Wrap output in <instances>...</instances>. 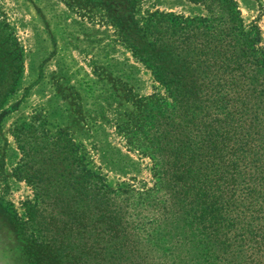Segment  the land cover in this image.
Listing matches in <instances>:
<instances>
[{"label":"trees","instance_id":"16d2710c","mask_svg":"<svg viewBox=\"0 0 264 264\" xmlns=\"http://www.w3.org/2000/svg\"><path fill=\"white\" fill-rule=\"evenodd\" d=\"M95 1L113 10L121 42L169 96L167 105L149 104L130 141L154 160L156 182L141 192L112 189L85 167L79 178L60 180L52 164L42 170L23 162L34 192L24 218L13 221L23 260L264 264L258 28H245L233 0H190L204 16L153 12L143 20L132 13L134 0ZM5 48L6 74L14 75L21 57L11 36ZM151 191L156 194L148 197Z\"/></svg>","mask_w":264,"mask_h":264},{"label":"rangeland","instance_id":"374dc122","mask_svg":"<svg viewBox=\"0 0 264 264\" xmlns=\"http://www.w3.org/2000/svg\"><path fill=\"white\" fill-rule=\"evenodd\" d=\"M233 1L264 50V0ZM132 8L138 20L205 15L190 0H134ZM112 11L95 0H0V264H33L23 260L13 225L34 198L23 162L52 164L60 180L85 167L112 189L141 192L156 182L154 160L130 141L149 104L170 99L121 42ZM7 36L21 57L14 75L3 60Z\"/></svg>","mask_w":264,"mask_h":264}]
</instances>
